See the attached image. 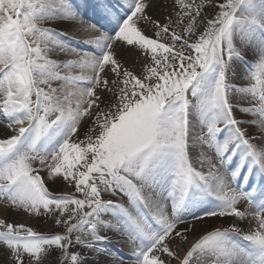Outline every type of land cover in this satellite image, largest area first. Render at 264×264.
<instances>
[{"label":"snow or ice","instance_id":"1","mask_svg":"<svg viewBox=\"0 0 264 264\" xmlns=\"http://www.w3.org/2000/svg\"><path fill=\"white\" fill-rule=\"evenodd\" d=\"M0 123V264H264V0H0Z\"/></svg>","mask_w":264,"mask_h":264},{"label":"rangeland","instance_id":"2","mask_svg":"<svg viewBox=\"0 0 264 264\" xmlns=\"http://www.w3.org/2000/svg\"><path fill=\"white\" fill-rule=\"evenodd\" d=\"M150 15H152L155 19L163 21L165 13L162 12V10H160L158 8H154V9H150ZM147 34L150 35V36L152 35L151 32H148ZM87 48H86V46H84L83 48H80V49L87 50ZM248 55H249V57H251V53H249ZM52 58L62 61L64 59H66L67 57H65L64 55L60 54V55H54V56H52ZM126 66L131 68L132 67V63L129 62ZM139 67H140L139 64H137L136 65V71H139ZM240 71H241V69L237 68V72L239 73ZM232 82L234 84H236V85H241L242 83H244V81H241V80L236 79V78H233ZM81 131H83V130H81ZM48 187L54 193H59V192H64V191H71V189L65 188V186H64V184L62 182H57L55 185H48ZM104 198L108 199L109 197L106 195ZM245 206L246 205H244V204L240 205L241 209H243ZM22 215L26 216L27 218L30 217V222L33 224L34 229L37 230V231H40V232H43V233H55L57 231H62L61 228H57L56 226H54L52 224L51 221H46L44 218H40L39 220H37V219H35V218H33V217L29 216V215H26V214H22ZM214 219L215 220H213L212 222H210L206 226L203 225V226H200V228L197 226L196 231H194V232L189 234V244L185 245L184 247L187 248L192 242H194V240L197 237V235L202 233L201 231L204 232V231H207V230H211V229H213L215 227H228L231 224H233V219L232 218H223V219L214 218ZM238 226L246 227L244 222H240L238 224ZM181 227H185V225H181ZM115 247L117 249L121 250L122 253L125 256L128 255L127 247H124L122 245H116ZM76 250H77L76 248L72 249V251H76ZM173 264H175V262H173Z\"/></svg>","mask_w":264,"mask_h":264},{"label":"bare ground","instance_id":"3","mask_svg":"<svg viewBox=\"0 0 264 264\" xmlns=\"http://www.w3.org/2000/svg\"><path fill=\"white\" fill-rule=\"evenodd\" d=\"M53 27L58 28L63 30L65 33H67L65 39L73 46V47H78V48H83L84 46H86V48L88 47L85 44H82L81 41L85 40L88 38L89 33L87 32H83V31H75L74 30V25L69 24V23H60V24H56L53 25ZM4 132V124L0 123V135H3ZM0 218H6L9 222H13V223H23L27 226H31L33 227V224L30 222V217H26L22 214H9L7 217L4 216L2 209H0ZM213 220H215L214 218H209L207 220H205L203 222V224L198 225V227L200 228V226H206L208 225L210 222H212ZM246 221H244V224L246 225ZM34 228V227H33ZM203 233V231H201ZM205 232V231H204ZM43 233V232H42ZM200 233V234H202ZM104 234V233H102ZM126 247V246H124Z\"/></svg>","mask_w":264,"mask_h":264}]
</instances>
